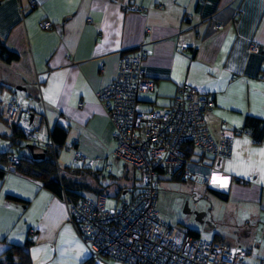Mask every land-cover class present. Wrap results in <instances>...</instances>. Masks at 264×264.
Returning a JSON list of instances; mask_svg holds the SVG:
<instances>
[{
    "label": "crops",
    "instance_id": "0c3cea01",
    "mask_svg": "<svg viewBox=\"0 0 264 264\" xmlns=\"http://www.w3.org/2000/svg\"><path fill=\"white\" fill-rule=\"evenodd\" d=\"M127 4L147 11L126 14ZM42 21L53 28L40 29ZM0 40L19 56L11 63L0 61L17 91L0 84V101L9 90L7 105L32 112L44 141L28 143L37 145L35 154L52 145L51 131L60 124L68 133L65 149L73 152L74 162L83 158L75 164L116 184V169L123 177L130 172L115 156L114 126L98 93L114 82L124 54L140 48L148 53L144 70L155 90L144 96L143 111L167 109L184 84L213 96L206 117L210 132L227 126L246 133L234 139L231 156L216 174L221 181L210 188L264 228V132L256 139L247 129L249 118L264 123V0H5ZM252 46L260 50L253 52ZM5 108H0V257L12 245L31 240L33 264L86 263L89 249L64 198L34 178L4 172L6 155L15 151ZM23 149L17 152L33 158ZM255 254L252 261L258 260Z\"/></svg>",
    "mask_w": 264,
    "mask_h": 264
},
{
    "label": "built area",
    "instance_id": "2783aa9c",
    "mask_svg": "<svg viewBox=\"0 0 264 264\" xmlns=\"http://www.w3.org/2000/svg\"><path fill=\"white\" fill-rule=\"evenodd\" d=\"M145 11L136 4L124 8L126 14ZM39 28L51 30L53 23L42 21ZM251 50L258 52L260 48L252 46ZM147 58L143 48L124 54L114 82L98 93L114 126L115 156L140 176V186L130 200H122L114 209H107L102 197L73 201L64 196L70 220L89 249L84 264H107L108 260L116 264H251V248L194 238L160 217L162 180L175 177L190 182L201 178L211 187L221 161L232 154L234 139L246 132L223 126L217 134L211 133L206 117L213 96L187 84L178 87L167 109L143 111L144 96L155 90L154 80L144 70ZM261 77L264 80V73ZM5 116L28 143H44L31 111L21 113L10 103ZM22 145L18 138L16 152L7 154L5 173L19 172L16 153ZM82 161L76 156L75 163ZM105 169L110 172L111 167Z\"/></svg>",
    "mask_w": 264,
    "mask_h": 264
},
{
    "label": "rangeland",
    "instance_id": "374dc122",
    "mask_svg": "<svg viewBox=\"0 0 264 264\" xmlns=\"http://www.w3.org/2000/svg\"><path fill=\"white\" fill-rule=\"evenodd\" d=\"M6 72L4 74L0 69V84L4 87H11L10 91L17 93L13 89L14 83L6 80L9 76V72ZM11 77L13 78L12 74ZM8 92L1 98L0 108L7 106V99L11 95ZM23 153L22 150L17 152L19 157ZM73 157V152L65 147L59 150L57 164L62 174L69 167H78ZM121 164L125 163L122 161ZM125 165L130 173L127 177H123V172L116 169L115 176L119 182L109 190L108 195H105L107 209L117 208L122 200H130L133 188L140 186V176L134 173L131 166ZM120 188L126 189V192L120 198L114 197L117 192H120ZM210 189L202 183L201 178L190 182H182L179 179L162 180L160 182L161 218L184 232L198 234L199 238L206 241H214L216 237L215 241H220V243L252 248L258 260L251 261V263L264 264V228L258 226L254 218L240 216L233 204L217 198ZM86 196L96 197L93 194H86Z\"/></svg>",
    "mask_w": 264,
    "mask_h": 264
},
{
    "label": "trees",
    "instance_id": "16d2710c",
    "mask_svg": "<svg viewBox=\"0 0 264 264\" xmlns=\"http://www.w3.org/2000/svg\"><path fill=\"white\" fill-rule=\"evenodd\" d=\"M5 0H0V6ZM19 56L15 53L9 52L5 45L0 40V61L4 63H11L17 61ZM3 115L1 116V118ZM247 129H250L256 139H261L264 132V123L260 120L249 118L247 120ZM52 145L43 149L45 157L43 159H34L29 156L22 155L19 157L20 170L19 173L34 178L40 181L43 186L56 194L57 196L64 198L69 197L73 201L87 197L86 194H93L98 197H106L109 190L116 185L115 182L110 180V176L105 177L100 171L93 170L89 167H75L67 168L66 172L62 174L58 168L57 158L58 152L65 147L67 140V130L60 124H56L51 131ZM21 139L23 145L21 149L26 148L28 142L22 136L17 127L13 128V134L10 139L13 142L14 149L15 141ZM259 141V140H258ZM34 148L37 145H33ZM16 152V151H15ZM7 161V155H6ZM6 164V162H5ZM0 176H3V172L0 171ZM178 178H173V180ZM212 194L217 198L227 201V196L216 190L210 189ZM126 189L120 188V192H117L114 197L120 198ZM194 238H199L198 234L189 232ZM32 241L27 240L23 245H12L3 256L0 257V264H33L28 249L32 246Z\"/></svg>",
    "mask_w": 264,
    "mask_h": 264
},
{
    "label": "water",
    "instance_id": "95a60500",
    "mask_svg": "<svg viewBox=\"0 0 264 264\" xmlns=\"http://www.w3.org/2000/svg\"><path fill=\"white\" fill-rule=\"evenodd\" d=\"M18 89H20V88H18ZM27 148L32 153V156L34 159H43L45 157L44 154H35L33 145H27Z\"/></svg>",
    "mask_w": 264,
    "mask_h": 264
},
{
    "label": "bare ground",
    "instance_id": "6f19581e",
    "mask_svg": "<svg viewBox=\"0 0 264 264\" xmlns=\"http://www.w3.org/2000/svg\"><path fill=\"white\" fill-rule=\"evenodd\" d=\"M220 181H221L220 177L214 175L212 177V180H211V185H213V184H219Z\"/></svg>",
    "mask_w": 264,
    "mask_h": 264
}]
</instances>
